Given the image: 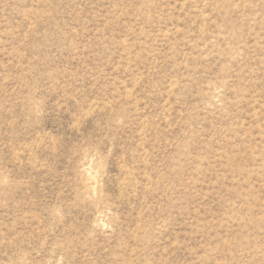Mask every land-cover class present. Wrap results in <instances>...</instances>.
Returning a JSON list of instances; mask_svg holds the SVG:
<instances>
[{
	"label": "rangeland",
	"instance_id": "rangeland-1",
	"mask_svg": "<svg viewBox=\"0 0 264 264\" xmlns=\"http://www.w3.org/2000/svg\"><path fill=\"white\" fill-rule=\"evenodd\" d=\"M0 264H264V0H0Z\"/></svg>",
	"mask_w": 264,
	"mask_h": 264
}]
</instances>
